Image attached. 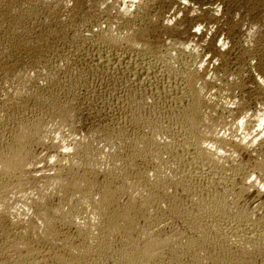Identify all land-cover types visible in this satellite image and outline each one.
Masks as SVG:
<instances>
[{
	"label": "bare ground",
	"instance_id": "obj_1",
	"mask_svg": "<svg viewBox=\"0 0 264 264\" xmlns=\"http://www.w3.org/2000/svg\"><path fill=\"white\" fill-rule=\"evenodd\" d=\"M215 1L0 0V264H264V0Z\"/></svg>",
	"mask_w": 264,
	"mask_h": 264
},
{
	"label": "rangeland",
	"instance_id": "obj_2",
	"mask_svg": "<svg viewBox=\"0 0 264 264\" xmlns=\"http://www.w3.org/2000/svg\"><path fill=\"white\" fill-rule=\"evenodd\" d=\"M188 2H189V4L194 8V9H197V8H199L200 6L201 7H212V6H214V7H216V8H218L220 5H218V4H216L217 2L215 1V0H188ZM213 3V4H212ZM212 4V5H211ZM216 6H215V5Z\"/></svg>",
	"mask_w": 264,
	"mask_h": 264
},
{
	"label": "snow or ice",
	"instance_id": "obj_3",
	"mask_svg": "<svg viewBox=\"0 0 264 264\" xmlns=\"http://www.w3.org/2000/svg\"><path fill=\"white\" fill-rule=\"evenodd\" d=\"M184 3H188V0H184ZM195 31H196V32H200V28L197 27V28L195 29ZM250 182H251V181H250Z\"/></svg>",
	"mask_w": 264,
	"mask_h": 264
},
{
	"label": "clouds",
	"instance_id": "obj_4",
	"mask_svg": "<svg viewBox=\"0 0 264 264\" xmlns=\"http://www.w3.org/2000/svg\"><path fill=\"white\" fill-rule=\"evenodd\" d=\"M261 127H264V121H261ZM253 179H255V177H253ZM261 187L264 188V185H262Z\"/></svg>",
	"mask_w": 264,
	"mask_h": 264
}]
</instances>
